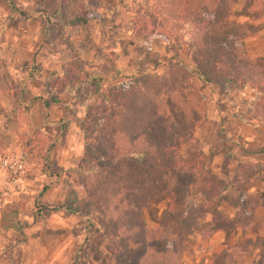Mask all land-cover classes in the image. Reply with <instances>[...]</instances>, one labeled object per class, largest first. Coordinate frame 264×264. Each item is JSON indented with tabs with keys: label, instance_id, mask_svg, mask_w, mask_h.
I'll return each instance as SVG.
<instances>
[{
	"label": "clouds",
	"instance_id": "clouds-1",
	"mask_svg": "<svg viewBox=\"0 0 264 264\" xmlns=\"http://www.w3.org/2000/svg\"><path fill=\"white\" fill-rule=\"evenodd\" d=\"M229 2L230 10L221 0L0 3L6 20L0 23V264H77L82 259V246L87 248L91 241L85 243L88 237L79 221L88 217L78 212L66 216L63 200L58 211L48 204L49 191L59 190L57 174L62 186L69 168L57 162V155L66 157L75 151L80 156L85 143L124 136L120 123L129 108L148 115L147 130L131 138L143 149L134 154L137 159L147 154L149 160L159 161L160 173L167 179L173 173L168 161L184 167L195 153L205 168L226 181L223 194L239 197L231 206L221 204L205 213L201 222L208 224L210 232L215 229L214 244L230 231L226 226L216 228L218 216L230 223L238 216L264 212L260 199L264 192L260 180L264 177V0ZM65 9L89 27L91 44L87 50L75 45V55L68 54L66 45L54 47L51 39L45 44L48 24L57 21L65 37L70 42L75 39L69 36L71 26L64 23ZM220 27L230 29L226 38L210 43L224 49L235 41L225 51L235 50L241 58L251 54L253 62L247 67L254 74H242L245 65L228 56L219 69L205 71L204 40ZM64 126L80 133L81 143L74 150L61 149ZM221 130L223 136L218 134ZM225 163L231 165L228 177L217 166ZM238 164L243 167L237 168ZM237 173L244 184L242 194L234 193L230 183ZM84 175L90 185L95 184L93 175L87 171ZM80 199L78 194L77 202ZM254 203L259 205L255 210ZM72 207L75 210L76 205ZM190 227L151 224L150 237L129 241L131 251L141 262L151 255L155 264H192L193 260L199 264L204 249L193 256L189 241L202 235H189ZM251 227H237L240 233L247 231L246 236L232 233L233 243L241 241V247L231 249L236 264H250L243 241L253 240L249 250L254 248V255L264 250L255 244ZM73 228L78 235L73 236ZM135 232L139 235L140 229ZM258 235L264 242V227Z\"/></svg>",
	"mask_w": 264,
	"mask_h": 264
},
{
	"label": "trees",
	"instance_id": "trees-1",
	"mask_svg": "<svg viewBox=\"0 0 264 264\" xmlns=\"http://www.w3.org/2000/svg\"><path fill=\"white\" fill-rule=\"evenodd\" d=\"M221 2L225 3L229 10L231 9L229 0H221ZM74 22L84 24L78 16H75ZM228 30L230 29L220 27L211 30V34L206 36L203 50L205 71L211 72L214 68L219 69L225 56H228L229 60H239L245 65L246 71L242 74H254L253 69L247 67L252 64V57L241 58L235 50L231 53L225 51L231 50L235 41L226 43L224 49L219 46L214 48L210 43L213 40L218 41L226 38ZM147 126V113L140 114L133 108H129L123 113L120 123L124 136L118 137L116 141L101 137L96 140L94 145L85 143L82 160L78 165L80 171L79 185L85 196L83 210L87 215L96 211L101 217L102 239L106 241L105 252L107 255H104L106 264H155V259L151 255L142 262L139 261L138 255L131 251L129 244V241H142L144 236L150 237L152 235L142 218V212L148 211L151 205L167 200L165 208L154 224L174 223L181 230H184L186 225L191 224L187 231L189 235H192L198 223L203 221L205 213L216 211L221 202L231 206L239 199L233 194H223L228 185L217 190V185L209 180L208 172L199 157L185 161L184 167L174 164L171 160L168 161L169 164L173 165V173L167 179L160 173L159 161L149 160L147 154L143 160L137 159L134 154H138L143 149L132 143L131 138L134 134L144 133ZM125 137H129V139H125ZM85 162H90L91 166L85 167ZM93 169H98V171L93 172ZM85 171L95 177V184L90 185L88 177L84 175ZM197 172L201 174L198 175ZM252 176L254 174L250 175L248 180ZM240 181L241 176L238 174L233 175L230 179L234 193L242 194L244 184ZM189 190H194L202 195L203 202L199 204L190 203L187 199ZM260 199L264 200V196H260ZM251 207L255 210L259 205L254 203ZM185 212L188 213L187 218L184 217ZM262 223H264V218H258L256 215L252 217L238 216L234 222L230 223H226L225 218L218 216L216 228L228 227L230 231L227 236H230L239 225L243 224L247 229L251 224V231L256 236L255 244L264 247V242L258 235ZM137 228L140 229L139 235L135 232ZM214 232L215 229L210 232L207 225L199 233L202 235L199 242L208 241ZM239 235L246 236L247 231L239 232ZM253 243L252 239L243 241L242 250L247 253V257L254 250V248L249 250V246ZM233 247H241V242H234L223 248L212 257L210 264H236L231 254ZM158 250L161 249L158 248ZM261 256L260 264H264V250L261 251Z\"/></svg>",
	"mask_w": 264,
	"mask_h": 264
},
{
	"label": "rangeland",
	"instance_id": "rangeland-1",
	"mask_svg": "<svg viewBox=\"0 0 264 264\" xmlns=\"http://www.w3.org/2000/svg\"><path fill=\"white\" fill-rule=\"evenodd\" d=\"M14 3L15 0H12ZM0 3H3V0H0ZM4 11L8 12L10 9L8 7H4ZM67 12V16L64 18V23L69 24L71 26V33H69V36L75 37V39H72L71 42L69 41L68 38L65 37L63 33V28L62 25L60 24L59 21L56 23H49L48 24V29L46 33V39H45V44L48 43V40L51 39L55 41L54 47H58L60 44L66 45V50L68 51L69 55H75V45H79L81 49L87 50L88 46L91 44V39L89 38V27L84 23V24H77L74 22V15L75 13L71 9H65ZM93 14V19H95V11L94 9L91 10ZM10 19V17H9ZM6 20L3 17V12H0V23H5ZM11 26V25H10ZM148 41L145 40V44H147ZM246 56L252 57L251 54H247ZM45 92H49L50 90L48 89L47 86H45ZM64 130L67 129V126H64ZM62 131V133H65V131ZM81 131H84L81 129ZM220 136H223V130H221L218 133ZM63 136L61 137V149L62 150H68V149H76L78 145L81 143V137L80 133H77L73 130L72 132V139H71V144L69 147V144L66 142L63 143ZM60 156L63 157V155L58 154L57 155V162H64L63 164L69 165V168L67 172L64 173V176L67 177L66 179L63 180V185L61 186L59 183L60 177L59 174H57V183L61 186L62 192H64L65 198H64V205L67 206L68 211L67 213L73 214L78 212L79 216H86L88 217L87 220L80 219L79 221V226L81 231H86L88 239L86 240V244H88V240L91 241V244L88 245L87 248H84L82 246V252L79 255H82V259H78L77 264H106L105 261V245L106 241L102 239V225H101V217L96 211H92L91 215H87L86 212H84L83 207H84V202H85V196L83 193L82 188L79 185V179H80V171L77 168L79 163L82 160V155L78 156L75 151H69L68 156H66V159L64 161H61ZM192 156L195 158L197 157L195 153H192ZM183 159V157H181ZM191 157H189V160ZM203 165L205 164L204 161ZM211 163V162H209ZM85 167H90L91 163L90 162H85L84 163ZM218 167L221 168V172L225 177L229 176V169L231 165L225 163L224 165H217ZM237 168H242V165H237ZM208 172V178L209 180L217 185V190H220V188L226 187L227 183L223 178L218 177L215 175L211 168H205ZM47 171V169H45ZM240 175L239 173H237ZM232 176L230 177V179ZM253 179V176L249 179L251 181ZM261 183H264V177L260 178ZM77 189H81V191L78 193ZM46 190V189H45ZM227 191V189H226ZM81 196V199L79 202L76 200L77 195ZM260 195H264V192H261ZM187 199L190 203L192 204H199L203 202V196L199 195L196 193L194 190H189L187 193ZM76 205L75 210H73V205ZM167 204V200L160 201L154 205H151L149 207V210L146 212H142V218L146 222L147 228L149 229V226L151 224H154V222L159 218L161 212L165 208ZM221 204H225L224 202H221ZM228 205V204H227ZM60 206V202L57 203H52L51 208L54 211H58ZM79 218V217H78ZM264 224V223H262ZM208 224L207 223H202L199 222L198 225L195 228L194 233H200ZM264 226V225H263ZM79 232L73 228V236L78 235ZM238 235V234H236ZM235 242H241L239 240ZM189 243L192 245V248L190 249L191 254L194 256L195 252L201 248L199 240H190ZM232 242V236L226 237L225 241L223 244L228 245L231 244ZM200 245V246H199ZM101 248H103V251H101ZM215 254H208L205 255L204 258L199 260V264H210L212 257ZM257 255L259 256V259H257ZM248 260L250 261V264H260L261 262V252L254 255V251L251 253L250 256L247 257ZM192 264H196V261L193 260Z\"/></svg>",
	"mask_w": 264,
	"mask_h": 264
},
{
	"label": "crops",
	"instance_id": "crops-1",
	"mask_svg": "<svg viewBox=\"0 0 264 264\" xmlns=\"http://www.w3.org/2000/svg\"><path fill=\"white\" fill-rule=\"evenodd\" d=\"M61 130L63 131L64 129H61ZM64 131H65L64 134H66V135L63 136V139H64L63 140V143L66 142L67 144H69V147H70L73 130H69L67 128ZM60 158H61V161H64L66 159L65 156H63V157L60 156ZM77 168H78V166H77ZM56 188H58L59 190L58 191L57 190H50L49 191V194H48V204L50 205V207H51L52 203L60 202L61 200H64V198H65L64 192H62L61 186L58 183L56 184ZM45 191H47V189ZM260 196H264V195H260ZM74 214L75 213H73V214L66 213V216H68V215H74ZM262 216H264V212H261L258 215H256V217H258V218H260ZM263 225L264 224H262V227H264ZM235 234H238L239 235V232L238 231H235ZM230 236H232V234ZM230 236H225V238L226 237H230ZM225 238L219 244H214L213 243L214 235H213L208 241H206L204 243H200L201 248H199V249H204L205 255H208V254H216L219 251H221L223 248H225L226 246L230 245V244H228V245L223 244L224 241H225ZM205 245H207V247H205Z\"/></svg>",
	"mask_w": 264,
	"mask_h": 264
}]
</instances>
